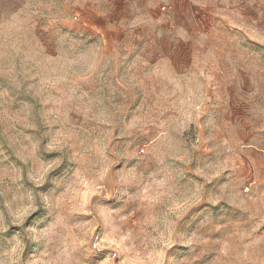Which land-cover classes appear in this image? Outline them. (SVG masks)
<instances>
[{
	"label": "clouds",
	"instance_id": "obj_1",
	"mask_svg": "<svg viewBox=\"0 0 264 264\" xmlns=\"http://www.w3.org/2000/svg\"><path fill=\"white\" fill-rule=\"evenodd\" d=\"M0 264H264V0L0 24Z\"/></svg>",
	"mask_w": 264,
	"mask_h": 264
},
{
	"label": "rangeland",
	"instance_id": "obj_2",
	"mask_svg": "<svg viewBox=\"0 0 264 264\" xmlns=\"http://www.w3.org/2000/svg\"><path fill=\"white\" fill-rule=\"evenodd\" d=\"M29 3L30 0H0V24L8 22Z\"/></svg>",
	"mask_w": 264,
	"mask_h": 264
}]
</instances>
